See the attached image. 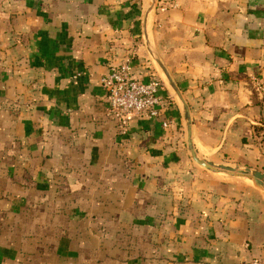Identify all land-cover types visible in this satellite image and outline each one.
<instances>
[{
    "label": "crops",
    "instance_id": "1",
    "mask_svg": "<svg viewBox=\"0 0 264 264\" xmlns=\"http://www.w3.org/2000/svg\"><path fill=\"white\" fill-rule=\"evenodd\" d=\"M149 2L0 0V264L260 255L264 189L192 158L161 64L196 155L264 172V0ZM125 61L162 85L122 131L100 79Z\"/></svg>",
    "mask_w": 264,
    "mask_h": 264
},
{
    "label": "built area",
    "instance_id": "2",
    "mask_svg": "<svg viewBox=\"0 0 264 264\" xmlns=\"http://www.w3.org/2000/svg\"><path fill=\"white\" fill-rule=\"evenodd\" d=\"M100 81L108 93V113L118 119L122 131L125 130L128 117L132 113L142 117L158 114L161 102L159 88L162 85L159 79L143 81L134 78L129 63L125 61L102 75ZM240 264H264V246L259 256Z\"/></svg>",
    "mask_w": 264,
    "mask_h": 264
},
{
    "label": "water",
    "instance_id": "3",
    "mask_svg": "<svg viewBox=\"0 0 264 264\" xmlns=\"http://www.w3.org/2000/svg\"><path fill=\"white\" fill-rule=\"evenodd\" d=\"M155 4H156V0H150L145 14H148V12H150V10L155 6ZM161 67H162L163 72L165 73V75L168 79L169 84L171 85V87L173 88V90L175 91V93L177 94V96L180 98V100L183 103L184 110H185V116L187 119V143H188L189 149L191 151L192 158L199 165H201L207 169H210L213 171H224V172H227V173L232 174V175L243 176V177L252 179L254 182L261 183L264 186V172L259 170V169H255V168H251V167H247V166L246 167L232 166V165L225 164V163H214L210 160L199 158L196 155V151L194 149V146L192 143V137H191V117H190L188 105H187L186 101L183 99L179 89L177 88V86L174 84V82L170 78L168 72L162 66V64H161Z\"/></svg>",
    "mask_w": 264,
    "mask_h": 264
},
{
    "label": "rangeland",
    "instance_id": "4",
    "mask_svg": "<svg viewBox=\"0 0 264 264\" xmlns=\"http://www.w3.org/2000/svg\"><path fill=\"white\" fill-rule=\"evenodd\" d=\"M172 91H173V90H172ZM232 166H237V165H232ZM241 167H243V166H241ZM255 169H257V168H255ZM259 170H260V169H259ZM261 171H262V170H261ZM224 173H227V172H224V171H223L222 174H224ZM225 175H226V174H225ZM260 185H261V184H260ZM261 188L264 189V186L261 185Z\"/></svg>",
    "mask_w": 264,
    "mask_h": 264
},
{
    "label": "bare ground",
    "instance_id": "5",
    "mask_svg": "<svg viewBox=\"0 0 264 264\" xmlns=\"http://www.w3.org/2000/svg\"><path fill=\"white\" fill-rule=\"evenodd\" d=\"M198 155H199V154H198ZM200 156H201V155H200ZM200 156H199V157H200ZM247 179L250 180V181H252V182H254L252 179H249V178H247ZM255 183H257V182H255ZM255 183H254V184H255ZM260 184H261V183H257V185H259L260 188H261V185H263V184H261V185H260Z\"/></svg>",
    "mask_w": 264,
    "mask_h": 264
}]
</instances>
